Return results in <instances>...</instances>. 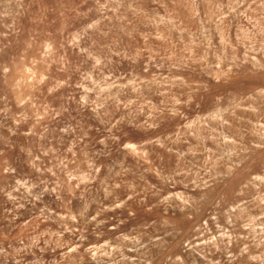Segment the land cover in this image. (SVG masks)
<instances>
[{
  "label": "rangeland",
  "instance_id": "374dc122",
  "mask_svg": "<svg viewBox=\"0 0 264 264\" xmlns=\"http://www.w3.org/2000/svg\"><path fill=\"white\" fill-rule=\"evenodd\" d=\"M0 264H264V0H0Z\"/></svg>",
  "mask_w": 264,
  "mask_h": 264
},
{
  "label": "bare ground",
  "instance_id": "6f19581e",
  "mask_svg": "<svg viewBox=\"0 0 264 264\" xmlns=\"http://www.w3.org/2000/svg\"><path fill=\"white\" fill-rule=\"evenodd\" d=\"M190 245H191V243H190ZM190 245H189V246H190Z\"/></svg>",
  "mask_w": 264,
  "mask_h": 264
}]
</instances>
